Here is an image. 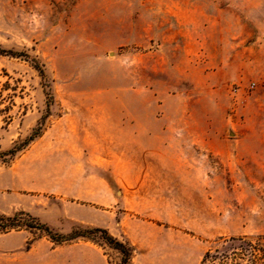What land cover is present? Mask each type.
<instances>
[{
  "label": "rangeland",
  "instance_id": "1",
  "mask_svg": "<svg viewBox=\"0 0 264 264\" xmlns=\"http://www.w3.org/2000/svg\"><path fill=\"white\" fill-rule=\"evenodd\" d=\"M0 48L19 53L0 54V213L105 228L134 247L130 264L208 251L206 264H264V241L230 240L264 235V0H0ZM233 55L238 77L222 86ZM161 126L177 127L172 147ZM210 127L224 132L216 151L198 143ZM28 234L46 240L0 264H121L100 235L52 251Z\"/></svg>",
  "mask_w": 264,
  "mask_h": 264
},
{
  "label": "crops",
  "instance_id": "2",
  "mask_svg": "<svg viewBox=\"0 0 264 264\" xmlns=\"http://www.w3.org/2000/svg\"><path fill=\"white\" fill-rule=\"evenodd\" d=\"M236 66H237V56L233 55L228 59L226 64L220 69L221 71L218 73L219 74V84L222 86H226L229 82L237 79V73L236 71ZM233 69V71H229ZM207 76L210 77V74L204 73V78L207 79ZM130 123V122H129ZM93 124L95 125H100L102 124L101 122H94ZM131 124V123H130ZM134 124V123H133ZM60 125L65 127V133L60 135V146L64 149V152L66 154V165H72L75 166L77 165L76 158L74 152L76 151L72 145V133L71 130H76L79 123L77 120H71V118L66 117L62 118L60 121ZM196 132H193L192 135H195ZM178 134V129L177 127H164L161 126L158 128L156 132V138L159 139L160 141V147L162 148H168L172 147L174 143L176 142V135ZM204 136H208L203 138L201 141H199V144H202L204 147H209L210 150L216 151L218 150V147L216 146H211L210 140L212 137V140L215 141V144H222L224 141V132L222 128H208L205 131H203ZM89 140L91 141L92 139L90 138L89 135ZM129 165V163H127ZM8 207V203L5 201V199L0 196V210H5ZM31 207H26L25 209H30ZM26 211V210H25ZM76 220L80 222H88L87 219H84L83 216H75L74 217ZM100 224V223H98ZM30 231L27 230H19V231H12L9 233H4L0 234V253L1 252H12L15 250H19L21 248L26 247L27 241L30 240L29 234ZM46 240L45 237H38L34 240L31 248L28 250L30 251L33 248H37L40 245L44 243ZM50 242H52L49 239ZM53 243V242H52ZM54 245V243H53ZM63 244L56 245V247L52 248V251H55L57 247H62ZM72 247H85L84 245L81 246L79 242H76L74 244H71Z\"/></svg>",
  "mask_w": 264,
  "mask_h": 264
},
{
  "label": "trees",
  "instance_id": "3",
  "mask_svg": "<svg viewBox=\"0 0 264 264\" xmlns=\"http://www.w3.org/2000/svg\"><path fill=\"white\" fill-rule=\"evenodd\" d=\"M0 54L4 55H19L18 52H14L12 50H7L4 48H0ZM41 73L44 75V70L40 69ZM49 112V109H48ZM42 128H35L33 133L27 139V143L34 140L36 137L42 134ZM15 152V150H12ZM39 230L44 232L51 241L55 244H63L70 243L78 238L87 237L90 239H95L97 235H100L111 247L118 250L121 253V264H130L131 258L133 256L134 247L128 243L124 242L113 235L105 228L100 227H74L72 231L68 234H63L55 231L50 225L40 221L37 217L32 215L30 212L25 210H19L14 212L11 215L0 213V234L9 233L12 231L19 230ZM35 238H32L27 241L26 249H30ZM225 241L227 239H224ZM232 241H240L244 242L248 246L260 245L261 242L264 241V235L254 236L252 238L248 237H238V238H230ZM253 241H256L253 243ZM254 258L255 254H251ZM213 257L211 252L208 251L205 253L201 264H206L210 258ZM225 258H230L228 254H224ZM211 262V261H210ZM251 262H255L254 259ZM254 264V263H253Z\"/></svg>",
  "mask_w": 264,
  "mask_h": 264
}]
</instances>
